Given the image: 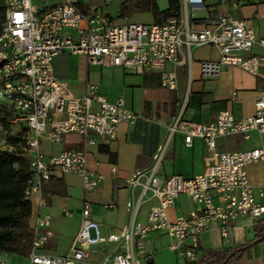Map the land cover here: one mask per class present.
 <instances>
[{
  "label": "built area",
  "instance_id": "2783aa9c",
  "mask_svg": "<svg viewBox=\"0 0 264 264\" xmlns=\"http://www.w3.org/2000/svg\"><path fill=\"white\" fill-rule=\"evenodd\" d=\"M3 1L6 21L0 34V116L9 128L0 122V149H21L28 157L32 177L25 196L39 197V212L30 225L29 264H146L155 256V233L167 236L172 250L195 263L204 253L201 234L213 222L220 221L221 232L227 236L229 224L235 219L264 221V183L253 185L246 168L249 163L264 162V147L235 151L218 148L222 137L241 135L249 139L252 131L264 135L261 88L254 113L244 118H236L230 109H224L208 123L190 122L183 120L181 110L171 131L183 132L187 145H192L196 137L204 140L207 152L203 173L162 177L158 174L164 151L161 148L150 169L138 170L126 181L132 190L140 188L138 198L127 204L133 217L128 226L103 233L100 222L91 216V202L85 199L80 227L69 251L64 255L43 253L54 235L51 215L42 212L47 205L45 183L57 175L77 174L83 179L85 193L95 190L106 176L88 168L89 148L114 140L121 123L133 124L138 117L122 97L107 100L95 83H89L83 94L75 95L54 75V56L83 53L91 65L120 66L132 72L159 70L163 87L175 89V75L166 66L178 64L184 49L189 55L194 46L213 45L220 50V60L201 62L204 75H217L223 65L257 74L260 58L241 53L251 51L256 43L264 47V38L257 39L251 20L232 13L222 14L213 24L192 28L189 6L203 0H181V16L163 23L123 24H117L93 0H58L39 12L32 0ZM239 2L229 0L233 8ZM14 126H18L17 131ZM23 128V140L15 139ZM69 133L81 135V143L53 154L43 151L42 137L62 143ZM112 171H117L115 165ZM181 195L190 197L193 208L172 220L167 211ZM153 199L156 203L148 212L147 222L137 221L144 201ZM64 212L70 215L67 208Z\"/></svg>",
  "mask_w": 264,
  "mask_h": 264
},
{
  "label": "crops",
  "instance_id": "0c3cea01",
  "mask_svg": "<svg viewBox=\"0 0 264 264\" xmlns=\"http://www.w3.org/2000/svg\"><path fill=\"white\" fill-rule=\"evenodd\" d=\"M93 1L98 4L97 0ZM125 1L127 0H123ZM158 5L161 10H165L169 7V2L161 0ZM103 11L111 16L108 9L104 8ZM188 11L192 28L213 24L222 14L232 13L251 20L257 39L264 38V0H240L237 8L231 7L229 0H203L202 3L189 6ZM136 22L149 21L138 18ZM241 55H257L260 58L257 74L249 73L239 66L223 65L217 75H204L201 62L220 60V50L213 45L194 46L189 55L184 49L178 64L166 66L175 75V89L163 87L159 70L148 68L143 72H132L120 66L91 65L83 53H61L54 56V75L67 83L75 95L83 94L89 83H95L99 93L107 100L116 101L122 97L126 107L137 113L138 117L133 124L121 123L114 140L89 148L88 168L106 176L95 190L85 193L83 179L77 174L57 175L45 183L47 205L42 208V212L51 215V229L54 233L49 242H59L61 250L56 253L50 248L46 249V245L42 252L64 255L69 251L80 227L81 209L85 199L91 202V216L100 222L103 233L108 234L128 226L133 217L127 204L138 198L140 188L132 190L126 185V181L136 171L150 169L161 148L164 151L158 174L162 177L203 173L207 152L204 140L196 137L192 145H187L184 133L172 132L171 127L182 109L183 120L201 123L212 121L224 109H230L236 118H244L254 113L257 91L264 88V47L256 43L251 51ZM234 93L236 94L233 98ZM81 140V135L69 133L57 151L79 145ZM102 147L114 154V160L109 153L101 150ZM255 147H264V135L256 131L250 133L249 139L235 135L218 140V148L222 151L249 150ZM113 165L117 168L115 173L112 171ZM246 168L253 185L259 187L264 183V162H252ZM30 200L32 214L29 224L32 225L39 212V197L35 194ZM155 203V199L144 201L136 220L146 223L148 212ZM64 208L68 209L70 215L65 214ZM192 208L190 197L181 195L167 212L169 218L174 220L178 216L187 215ZM259 223L249 217H240L230 222L228 235L223 236L220 221H215L201 234V249L235 248L256 240ZM154 236L157 239L166 238L161 233L153 234L152 238ZM29 251L13 253V260L18 255H23L22 264H29ZM154 257L151 259L155 262ZM149 260L146 264H149ZM6 261L9 263L10 259ZM231 264H264V240L253 244Z\"/></svg>",
  "mask_w": 264,
  "mask_h": 264
},
{
  "label": "trees",
  "instance_id": "16d2710c",
  "mask_svg": "<svg viewBox=\"0 0 264 264\" xmlns=\"http://www.w3.org/2000/svg\"><path fill=\"white\" fill-rule=\"evenodd\" d=\"M169 7L165 10L159 8L157 0H127L123 3L120 15L126 9L149 10L152 12L155 23H163L171 17H180L182 14L181 0H168ZM6 21V5L0 0V34ZM5 128L9 124L0 116ZM26 128L15 136V139L23 140ZM14 141L13 137L9 138ZM102 151L110 154L114 160V154L106 149ZM32 177L29 159L21 149L9 151L0 149V251L22 253L31 244V227L29 218L32 214V202L25 196V189ZM61 180V178H58ZM56 192V191H51ZM257 239L264 234V221L257 225ZM250 241L242 246L227 249H206L202 257L194 264H231L235 263L245 250L256 243ZM149 260V264H154ZM0 264H2L0 262Z\"/></svg>",
  "mask_w": 264,
  "mask_h": 264
},
{
  "label": "rangeland",
  "instance_id": "374dc122",
  "mask_svg": "<svg viewBox=\"0 0 264 264\" xmlns=\"http://www.w3.org/2000/svg\"><path fill=\"white\" fill-rule=\"evenodd\" d=\"M138 0H135L137 2ZM58 0H32L33 5L35 6L36 10L39 12L43 10L48 5H53L57 3ZM99 8L102 10L104 8L108 9L111 16L114 18L117 24L129 23V22H136L138 18L141 21L148 20V23H152V12L149 10H140V9H126L124 10L123 15H120V11L123 5V0H97ZM157 2H161V0H157ZM14 131L18 130V126L13 127ZM41 144L43 151L46 152H53L57 153L58 146L61 143H52L45 137L41 138ZM0 147H1V138H0ZM50 153V154H53ZM170 239L166 236V238L157 239L156 236L153 237V248L155 250V264H188L185 259L180 257L178 253L170 248ZM24 249V252L29 251ZM50 248L53 252L59 253L61 250V244L58 242L56 243L55 240H51L46 249ZM13 253L0 251V262L2 264H22L23 255H18L15 260H13ZM6 259H10L9 263H6ZM151 260V259H150ZM145 263V261L143 262ZM147 263V262H146Z\"/></svg>",
  "mask_w": 264,
  "mask_h": 264
},
{
  "label": "water",
  "instance_id": "95a60500",
  "mask_svg": "<svg viewBox=\"0 0 264 264\" xmlns=\"http://www.w3.org/2000/svg\"><path fill=\"white\" fill-rule=\"evenodd\" d=\"M263 240H264V234L260 238H258L256 242H260V241H263Z\"/></svg>",
  "mask_w": 264,
  "mask_h": 264
}]
</instances>
